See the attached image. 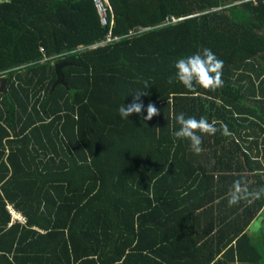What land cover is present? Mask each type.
I'll return each instance as SVG.
<instances>
[{
  "label": "trees",
  "instance_id": "obj_1",
  "mask_svg": "<svg viewBox=\"0 0 264 264\" xmlns=\"http://www.w3.org/2000/svg\"><path fill=\"white\" fill-rule=\"evenodd\" d=\"M110 2L102 44L93 0L0 1V264H264V199L228 205L235 179L264 186V0ZM205 48L221 88L168 83ZM180 113L232 135L197 155Z\"/></svg>",
  "mask_w": 264,
  "mask_h": 264
},
{
  "label": "clouds",
  "instance_id": "obj_2",
  "mask_svg": "<svg viewBox=\"0 0 264 264\" xmlns=\"http://www.w3.org/2000/svg\"><path fill=\"white\" fill-rule=\"evenodd\" d=\"M174 76L169 77L168 83L179 81L188 92L198 94L197 86L208 91H216L223 86V68L224 62L219 59L216 54L208 48L202 53L197 52L185 58L176 61ZM145 83L144 88L147 89ZM147 94V90H137L134 92V99L130 105L122 104L118 111L123 119H128L132 114H141L144 105L141 97ZM146 120H151L157 116L158 110L153 104H148L146 108ZM176 123L179 125L178 130L173 131V135L178 140H187L191 150L199 155L203 152V135H215L218 131L224 136H231L227 125H221L218 129L215 123H210L206 117L186 118L184 113H180L175 117ZM264 199V186L258 188L250 187V181L247 177L241 176L235 179L228 191V205L237 206L239 204H252L257 200ZM264 228V217H256L251 222V230L259 232Z\"/></svg>",
  "mask_w": 264,
  "mask_h": 264
},
{
  "label": "built area",
  "instance_id": "obj_3",
  "mask_svg": "<svg viewBox=\"0 0 264 264\" xmlns=\"http://www.w3.org/2000/svg\"><path fill=\"white\" fill-rule=\"evenodd\" d=\"M93 4L99 17L100 24L103 27H108V33L105 36L102 44H108L117 41L119 38L113 36L111 31V26L114 23V17L112 15L113 8L110 0H93ZM171 21L175 22L176 20L174 18H166V23H170ZM9 213L11 215L12 222H20L22 224L26 223V219L21 214L15 212L11 207L9 208ZM13 214H17V216H14Z\"/></svg>",
  "mask_w": 264,
  "mask_h": 264
},
{
  "label": "water",
  "instance_id": "obj_4",
  "mask_svg": "<svg viewBox=\"0 0 264 264\" xmlns=\"http://www.w3.org/2000/svg\"><path fill=\"white\" fill-rule=\"evenodd\" d=\"M65 65H68V63H59V64L56 65V71H57V73H58V79H57V81H56L54 87H55L56 85L60 84V83H63L64 76H63V74H62V68H63ZM4 83H5V80H3L2 86L4 85ZM54 87H53V89H54Z\"/></svg>",
  "mask_w": 264,
  "mask_h": 264
},
{
  "label": "crops",
  "instance_id": "obj_5",
  "mask_svg": "<svg viewBox=\"0 0 264 264\" xmlns=\"http://www.w3.org/2000/svg\"><path fill=\"white\" fill-rule=\"evenodd\" d=\"M10 208V206L8 207V209ZM13 209V208H12ZM17 213H19L18 211H15ZM20 214V213H19ZM22 215V214H21ZM23 216V215H22ZM248 234L251 235V236H254V235H259L260 234V231L259 232H253L251 230V227L248 228Z\"/></svg>",
  "mask_w": 264,
  "mask_h": 264
},
{
  "label": "rangeland",
  "instance_id": "obj_6",
  "mask_svg": "<svg viewBox=\"0 0 264 264\" xmlns=\"http://www.w3.org/2000/svg\"><path fill=\"white\" fill-rule=\"evenodd\" d=\"M0 1H3V0H0ZM14 216H17V214H13Z\"/></svg>",
  "mask_w": 264,
  "mask_h": 264
}]
</instances>
